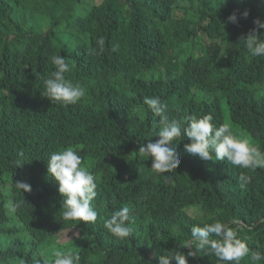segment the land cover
Segmentation results:
<instances>
[{"label": "trees", "instance_id": "trees-1", "mask_svg": "<svg viewBox=\"0 0 264 264\" xmlns=\"http://www.w3.org/2000/svg\"><path fill=\"white\" fill-rule=\"evenodd\" d=\"M233 12L235 24L227 22ZM256 20L264 22V0H0V264H53L55 249L78 254L79 264H157L165 252L187 255L181 245L191 227L216 220L264 255V168L175 148L200 167L157 175L136 153L159 139V118L143 104L154 95L172 117L210 114L217 126L244 129L264 151V57H252L240 39ZM101 36L104 52L93 54ZM57 54L70 65L66 79L88 90L76 105L43 97L42 77ZM66 148L96 178L94 223L62 219L63 197L46 162ZM241 174L250 177L243 186ZM18 181L31 191L20 193ZM10 200L21 203L15 214ZM125 204L140 221L134 239L121 244L104 221ZM69 229L81 235L59 245L56 237ZM188 264L218 261L196 251Z\"/></svg>", "mask_w": 264, "mask_h": 264}, {"label": "clouds", "instance_id": "clouds-1", "mask_svg": "<svg viewBox=\"0 0 264 264\" xmlns=\"http://www.w3.org/2000/svg\"><path fill=\"white\" fill-rule=\"evenodd\" d=\"M247 18L248 12L241 14ZM227 22L235 24L237 15L230 14ZM255 28L240 39L244 47L252 57H264V37L257 35V29H264V22L254 21ZM98 50L92 49V53L99 55L104 52L105 38L97 40ZM54 70L46 78L42 77L43 97L51 103H60L61 106L76 105L82 102L88 94V90L80 83H73L66 79L70 65L66 56L60 54L51 57ZM143 104L151 113L158 117L157 131L154 133L155 142L142 144L138 148V155L151 159L150 170L157 175L164 173H178L180 170L188 172L193 168L200 167L199 160L178 156L175 148L196 156L203 161H227L234 168L255 171L264 168V151L254 146L256 142L250 134L239 126L231 127L228 123L219 126L213 123L210 114H201L198 117L174 118L166 113L164 100L159 96H145ZM238 127L240 133L234 131ZM21 159L17 165L23 164L24 153H18ZM47 173L58 185V192L63 197L62 219L64 221H80L94 223L98 218L97 211L92 207V201L97 196V183L94 174L89 167L83 165V157L72 148L63 151L51 152L48 156ZM128 178V176H126ZM168 179V177H164ZM239 180L243 184L250 181V177L241 174ZM20 193H28L31 186L24 181L14 184ZM21 207V203L8 201L7 208L10 214H15ZM208 219H212L209 215ZM140 221L138 213L128 204L111 213L110 218L104 221V227L111 234L113 240L126 244L131 242L137 231ZM239 225L236 218L230 222ZM74 230V229H71ZM75 238L81 235V230H74ZM216 238H212V237ZM195 246V248L193 247ZM181 247L188 248L187 255L179 251L165 252L155 257L157 264H188V258L196 256V251L204 252L205 255H213L218 264H241L244 257H249L251 264H258L264 260L260 252H252L246 243L237 238V231L228 224L216 220L213 223L203 222V226L194 225L190 229V239ZM194 249V251H192ZM80 256L73 252H65L55 249L53 264H79ZM25 264L27 262L25 261ZM33 264H41L40 260ZM151 264V261L148 262Z\"/></svg>", "mask_w": 264, "mask_h": 264}, {"label": "rangeland", "instance_id": "rangeland-1", "mask_svg": "<svg viewBox=\"0 0 264 264\" xmlns=\"http://www.w3.org/2000/svg\"><path fill=\"white\" fill-rule=\"evenodd\" d=\"M234 131L237 132V133H240V132H241L240 129H239L238 127H235V128H234ZM74 233H75L74 231H72L71 229H69V230L65 231L64 233L58 235V236L56 237L57 243H58L59 245H61V244H65V243L69 240L70 235H71V234H74Z\"/></svg>", "mask_w": 264, "mask_h": 264}]
</instances>
